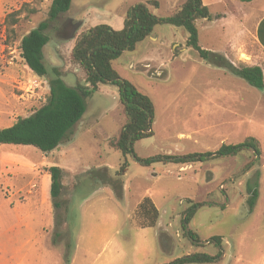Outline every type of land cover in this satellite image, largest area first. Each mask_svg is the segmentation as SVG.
<instances>
[{
	"label": "rangeland",
	"instance_id": "rangeland-1",
	"mask_svg": "<svg viewBox=\"0 0 264 264\" xmlns=\"http://www.w3.org/2000/svg\"><path fill=\"white\" fill-rule=\"evenodd\" d=\"M44 1L0 0V129L48 101L52 67L59 63L44 61L47 75L38 77L25 66L19 51L21 37L47 19L49 6ZM146 1L158 3L151 11L160 18L171 16L184 2L73 0V5L98 24H108L109 12L117 4L126 9ZM216 1L208 7L212 19L196 21L200 47L225 56L234 66H260L264 75V48L255 31L264 16V0ZM19 10L17 22L8 25V15ZM65 19L62 14L45 32L50 46L71 37L70 31L57 32ZM186 37L183 28L156 26L151 36L113 63L118 75L154 105L153 135L134 143L135 157L204 154L247 138L258 141L259 157L243 149L189 165L153 161L141 166L127 156V170L119 177L124 158L112 143L126 117L118 88L101 85L86 100L85 113L69 140L57 149L43 154L31 146L0 148V191L12 208L16 205L19 212L32 215L27 220L30 229L23 230L30 238V264H169L189 254L214 256L219 251L215 244L196 246L183 234L181 222L193 203L204 206L196 210L188 229L202 242L224 238L220 249L227 258L210 264H238L232 255L240 251L242 264H248L263 251L264 90L201 60L186 47ZM74 46L61 54L57 67L66 73L67 85L82 82L81 71L69 64ZM50 166L62 170L57 209L46 188ZM7 183L12 187H5ZM254 189L255 205L244 214ZM145 197L159 211V222L154 228L139 229L147 223L138 211Z\"/></svg>",
	"mask_w": 264,
	"mask_h": 264
},
{
	"label": "trees",
	"instance_id": "trees-1",
	"mask_svg": "<svg viewBox=\"0 0 264 264\" xmlns=\"http://www.w3.org/2000/svg\"><path fill=\"white\" fill-rule=\"evenodd\" d=\"M250 2L252 0H242ZM71 6V0H52L47 19L38 24L35 29L22 36L19 41L20 57L25 66L34 75L45 77L47 69L43 62V48L49 41L46 31L50 23L55 22L65 14ZM158 8L156 1L138 3L131 6L124 17V27L113 30L107 25H97L83 33L76 41L69 56V64L77 67L82 73V82L76 81L74 85H67L62 68H52L53 77L49 80V97L46 104L35 110L27 117L17 118L6 128L0 129V145L31 146L43 154L57 149L59 145L69 140L73 128L81 120L86 109V100L97 92L99 86L111 84L118 88L119 102L126 117L124 126L118 137L112 143L124 158L117 176H123L127 170V156H132L141 166H149L153 161H171L175 164L189 165L195 162L234 155L240 150H253L259 157L258 141L247 138L237 145L222 144L215 152L204 154H190L185 156L155 157L151 160L136 158L133 153L135 142L153 135L151 124L153 122L154 105L151 99L139 92L133 84L121 78L113 68V63L125 51H133L135 46L149 37L156 26L171 25L183 28L187 32L186 47L196 52L197 56L212 66L227 70L234 76L243 79L249 86L264 90V75L260 66L238 65L234 66L223 55L206 50L199 45L196 21L199 19L211 20L208 7L202 0H184V2L165 18L155 16L150 7ZM34 13V10L30 11ZM19 11L8 15V25L17 22ZM50 177V197L54 208H59V196L63 188L61 184L62 170L58 166L47 168ZM257 198V190L251 192L247 200L249 211L252 210ZM204 204L193 203L184 216L181 226L184 236L196 246L200 239L188 229V224L196 210ZM140 215L147 220L139 228L154 227L159 211L149 197L143 198L138 204ZM221 239L213 237L209 244L218 248ZM219 249V248H218ZM220 250L214 256L207 254H189L175 259L169 264H210L218 260Z\"/></svg>",
	"mask_w": 264,
	"mask_h": 264
},
{
	"label": "crops",
	"instance_id": "crops-1",
	"mask_svg": "<svg viewBox=\"0 0 264 264\" xmlns=\"http://www.w3.org/2000/svg\"><path fill=\"white\" fill-rule=\"evenodd\" d=\"M51 1L52 0H45L44 2H47L49 6ZM252 1H255V0H252ZM146 2H149V1H146ZM146 2H141V3H146ZM212 2L215 3V0H202L203 5L207 7H209L210 3ZM178 7L176 9H178ZM151 8H154V7L153 6L150 7V11H151ZM128 9L129 8L122 9V7L117 4L109 12L110 20L108 24H98V22H96L97 20L96 19L93 20L87 12L79 13V9L74 8L73 0H71V6L69 10L65 13L66 19H65L64 25H62L63 29L61 27V29H59L57 32L62 34V33H67L70 31L72 35L70 38L68 37L67 40H65L64 42H60L59 44H55L53 46H50V41H48L47 44L43 48V62L48 61L51 64L59 63V65H61L62 63L61 54H63V52L68 47L71 48L76 43V39L79 36V33H81L83 30L85 33H87V31L90 28L97 26V25H107L113 30H116V31L121 30L124 27V17ZM98 17H100V15H98ZM263 25H264V16L263 18L259 20L256 26V30H255L256 40L264 48V38H263L264 36L261 34L262 32L261 28ZM175 28H178V27H175ZM59 65L55 66L54 64L52 68H57L59 67ZM3 146H10V145H0V148H2ZM1 179H2V174L0 172V185L2 183ZM47 184L48 185L46 188L48 189V187L50 188V177L48 178ZM6 186L12 187L11 184L9 185V183L5 184V187ZM47 189H45V191ZM248 211L249 209L247 208V210L244 209L242 212L245 214ZM23 212L24 211L19 212V209L16 205L12 208L8 202V199L5 198L0 191V264H30L29 251L27 248V246L30 244V238L26 237V233L25 235H23V230L25 229L26 231H28V229H30L27 220L32 215L31 213L28 214L27 212L23 214ZM157 222H159V219L157 220ZM154 227H146V228H154ZM146 228H139V229H146ZM216 237H219L221 239L220 243L224 241L223 237L221 236H216ZM209 241L202 242L200 240V242H198L197 245L198 244H201L202 246L210 245ZM219 250H220V255L218 257L217 262L224 261L227 258L226 252L220 249V246H219ZM229 258H231V254L229 255ZM232 258L233 259L235 258V263H238V264H242L244 261V255H242L241 251L237 255L235 254L234 257L232 255ZM253 258L254 259L251 260V262L249 260L248 264H264V249L263 251L260 252L259 255Z\"/></svg>",
	"mask_w": 264,
	"mask_h": 264
}]
</instances>
